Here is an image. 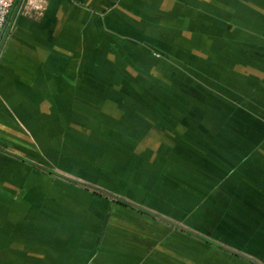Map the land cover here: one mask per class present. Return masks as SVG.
<instances>
[{"label":"crops","instance_id":"0c3cea01","mask_svg":"<svg viewBox=\"0 0 264 264\" xmlns=\"http://www.w3.org/2000/svg\"><path fill=\"white\" fill-rule=\"evenodd\" d=\"M146 210L264 248V0H16L0 264H249Z\"/></svg>","mask_w":264,"mask_h":264},{"label":"rangeland","instance_id":"374dc122","mask_svg":"<svg viewBox=\"0 0 264 264\" xmlns=\"http://www.w3.org/2000/svg\"><path fill=\"white\" fill-rule=\"evenodd\" d=\"M149 143L152 144V145H156L157 144V142L155 141V139L154 140H149ZM75 155H77L80 158L84 157V159H87L88 157H91V156H95V157L98 156L97 153H93V154H83V155L82 154H79V153H76ZM57 170H56V172L59 173L60 170H58V171ZM63 174L70 175V174H68L66 172L63 173ZM84 186L88 187V189L93 190L94 192H99V193L101 192L100 190H97V189H94V188L91 187V186H96L94 184L85 183ZM182 226H184L187 229L185 231H186V233L189 236L195 237V239L199 240L200 242H204L207 245H213V246L218 247V248H220L222 246H228V245H225L224 243H221L217 239L208 236L207 234H204V233H201V232H197V231H195L194 229H192L190 227H186V225H182ZM200 237H203L204 239H208L211 242V244L203 241ZM228 248H231V249H233V250H235V251H237L239 253H242V254H245V255H247L249 257H252L259 264H264V248H262V249L249 248V247L248 248H243V249H239V248L236 249V248H232V247H228ZM220 250H222L224 252H227L228 254L232 255L235 258H238V259L242 260L243 262H246V263L248 262L249 264H255L252 261H250L248 259H245L243 257H240L238 255H235V254H233V253H231V252H229V251H227L225 249L223 250L222 248H220Z\"/></svg>","mask_w":264,"mask_h":264},{"label":"water","instance_id":"95a60500","mask_svg":"<svg viewBox=\"0 0 264 264\" xmlns=\"http://www.w3.org/2000/svg\"><path fill=\"white\" fill-rule=\"evenodd\" d=\"M91 187L94 188V189L100 190V191L103 192L104 194H106V195H108V196H110V197H112V198H115V199H117V200H119V201H122V202H124V203H126V204L132 205V206H134V207H136V208L144 209L142 206H139V205L133 203L132 201H130V200H128V199H125V198H123V197H121V196L115 195V194H113V193H111V192H109V191H106V190L100 189V188H98L97 186H91ZM146 211H148V212H150V213H152V214L158 216L160 219H163V220L169 221L171 224H175V225H177V227H179V228L182 229V230H187L184 226H182V225H180V224H176L175 222L170 221V220H168L167 218H165V217H163V216H161V215H159V214H157V213H155V212H152V211H150V210H146ZM224 249L227 250V251H229V252H231V253H233V254H235V255H238V256H240V257H243V258H245V259H248V260L252 261V262L255 263V264H259V263L256 262L252 257H249V256H247V255H245V254L239 253V252H237V251H235V250H233V249H231V248L224 247Z\"/></svg>","mask_w":264,"mask_h":264},{"label":"built area","instance_id":"2783aa9c","mask_svg":"<svg viewBox=\"0 0 264 264\" xmlns=\"http://www.w3.org/2000/svg\"><path fill=\"white\" fill-rule=\"evenodd\" d=\"M16 0H0V32L5 26L8 14Z\"/></svg>","mask_w":264,"mask_h":264},{"label":"trees","instance_id":"16d2710c","mask_svg":"<svg viewBox=\"0 0 264 264\" xmlns=\"http://www.w3.org/2000/svg\"><path fill=\"white\" fill-rule=\"evenodd\" d=\"M203 241H205V242H207V243H210L211 244V242L208 240V239H204L203 237H200Z\"/></svg>","mask_w":264,"mask_h":264}]
</instances>
